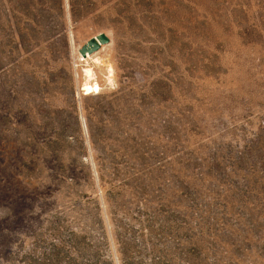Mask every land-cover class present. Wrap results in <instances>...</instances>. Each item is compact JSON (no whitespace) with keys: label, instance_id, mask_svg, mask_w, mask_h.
Returning a JSON list of instances; mask_svg holds the SVG:
<instances>
[{"label":"rangeland","instance_id":"obj_1","mask_svg":"<svg viewBox=\"0 0 264 264\" xmlns=\"http://www.w3.org/2000/svg\"><path fill=\"white\" fill-rule=\"evenodd\" d=\"M262 127L264 0H0V264H264Z\"/></svg>","mask_w":264,"mask_h":264},{"label":"water","instance_id":"obj_2","mask_svg":"<svg viewBox=\"0 0 264 264\" xmlns=\"http://www.w3.org/2000/svg\"><path fill=\"white\" fill-rule=\"evenodd\" d=\"M109 42L110 40L105 33H99L91 37L84 45H82L78 50V53L82 58H86L88 55L100 50L103 45H107Z\"/></svg>","mask_w":264,"mask_h":264},{"label":"bare ground","instance_id":"obj_3","mask_svg":"<svg viewBox=\"0 0 264 264\" xmlns=\"http://www.w3.org/2000/svg\"><path fill=\"white\" fill-rule=\"evenodd\" d=\"M88 58H90V56H87L84 59H82V57H81V60L84 61V60H86ZM83 73L85 74V79H86L85 82L82 84V87H80L81 91L83 92V94L84 95H89V94L98 93L99 92V86L97 85V83L96 82H94V83L90 82V78L92 77L91 70L88 68V69L85 70V72L83 71Z\"/></svg>","mask_w":264,"mask_h":264},{"label":"trees","instance_id":"obj_4","mask_svg":"<svg viewBox=\"0 0 264 264\" xmlns=\"http://www.w3.org/2000/svg\"><path fill=\"white\" fill-rule=\"evenodd\" d=\"M264 127H262V129H263ZM263 171V170H262Z\"/></svg>","mask_w":264,"mask_h":264}]
</instances>
